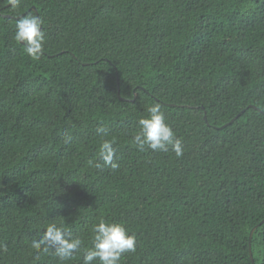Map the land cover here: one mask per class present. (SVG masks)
<instances>
[{"label":"trees","instance_id":"16d2710c","mask_svg":"<svg viewBox=\"0 0 264 264\" xmlns=\"http://www.w3.org/2000/svg\"><path fill=\"white\" fill-rule=\"evenodd\" d=\"M154 103L181 157L132 143ZM262 220L264 0H0V264H83L100 221L136 238L119 264H252L253 228L264 264ZM53 224L82 240L68 259L31 247Z\"/></svg>","mask_w":264,"mask_h":264},{"label":"clouds","instance_id":"9594fccd","mask_svg":"<svg viewBox=\"0 0 264 264\" xmlns=\"http://www.w3.org/2000/svg\"><path fill=\"white\" fill-rule=\"evenodd\" d=\"M10 7L16 8L20 0H7ZM43 20L39 15H32L30 12L17 19L15 25L14 39L24 46V51L34 60H38L42 54L44 44V32L42 30ZM147 116L138 120V131L132 138L135 147L144 152L173 151L177 157L183 155L182 140L178 138L166 123V116L159 103H154L147 109ZM96 132L106 135L107 130L97 127ZM99 159L104 165L116 169L119 165L115 162V151L111 142L104 140L99 146ZM100 168V163H95ZM82 240L79 237H71L62 227L49 225L47 230L38 240L32 241L31 247L34 250L52 252L65 260L81 248ZM136 247V238L129 234L126 228L118 223H106L100 221L92 227L91 247L83 254V264H119L121 256L125 252H133ZM0 251H7V245L0 243Z\"/></svg>","mask_w":264,"mask_h":264},{"label":"water","instance_id":"95a60500","mask_svg":"<svg viewBox=\"0 0 264 264\" xmlns=\"http://www.w3.org/2000/svg\"><path fill=\"white\" fill-rule=\"evenodd\" d=\"M32 9H33L34 12L37 14L35 8L32 7ZM204 118H205V116H204ZM225 125H227V124H225ZM260 223H261V224L264 223V220H262ZM254 230H255V228H253V229L250 231V233H249V256H250V259H251L252 264H253V261H252V254H251V249H250V240H251V237H252V234H253Z\"/></svg>","mask_w":264,"mask_h":264}]
</instances>
